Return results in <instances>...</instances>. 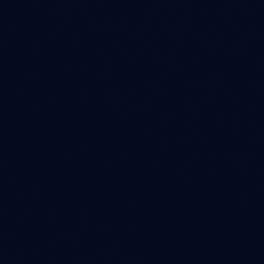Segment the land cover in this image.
<instances>
[{
	"label": "water",
	"instance_id": "water-1",
	"mask_svg": "<svg viewBox=\"0 0 264 264\" xmlns=\"http://www.w3.org/2000/svg\"><path fill=\"white\" fill-rule=\"evenodd\" d=\"M0 264H264V79L0 0Z\"/></svg>",
	"mask_w": 264,
	"mask_h": 264
}]
</instances>
